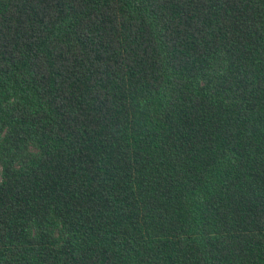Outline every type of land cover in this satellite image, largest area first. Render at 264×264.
I'll return each instance as SVG.
<instances>
[{
    "label": "trees",
    "instance_id": "obj_1",
    "mask_svg": "<svg viewBox=\"0 0 264 264\" xmlns=\"http://www.w3.org/2000/svg\"><path fill=\"white\" fill-rule=\"evenodd\" d=\"M0 264H264V0H0Z\"/></svg>",
    "mask_w": 264,
    "mask_h": 264
}]
</instances>
